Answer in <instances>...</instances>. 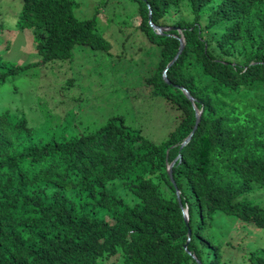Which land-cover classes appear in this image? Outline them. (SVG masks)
I'll return each instance as SVG.
<instances>
[{
    "label": "trees",
    "instance_id": "16d2710c",
    "mask_svg": "<svg viewBox=\"0 0 264 264\" xmlns=\"http://www.w3.org/2000/svg\"><path fill=\"white\" fill-rule=\"evenodd\" d=\"M135 1L136 26L159 54L145 86L179 109L177 125L156 143L122 114L92 130H40L0 111V264H227L207 231L215 212L264 227V210L239 200L264 185V0ZM74 2L22 0L17 25L32 29L40 62L70 58L78 43L109 49L95 17L78 18ZM179 37L184 47L166 70L168 84L163 70ZM33 64L0 71V84ZM195 109L199 124L181 145ZM173 160L188 225L169 178ZM116 178L132 198L106 187ZM98 207L111 218L97 217ZM188 229L187 248L199 262L183 248ZM213 243L211 254L205 246ZM255 257L253 264H264V255Z\"/></svg>",
    "mask_w": 264,
    "mask_h": 264
},
{
    "label": "rangeland",
    "instance_id": "374dc122",
    "mask_svg": "<svg viewBox=\"0 0 264 264\" xmlns=\"http://www.w3.org/2000/svg\"><path fill=\"white\" fill-rule=\"evenodd\" d=\"M74 1L78 18L95 17V31L110 41L109 49L78 43L70 58L40 62L32 29L17 25L22 0H0V71L14 64L34 63L8 74L0 84V111L6 110L12 119L24 116L40 130L54 125L92 130L111 115L122 114L146 138L163 141L177 125L179 109L162 96H152L145 86V77L152 73L159 54L157 44L147 41L136 26L137 2ZM182 15L189 17L186 9ZM157 184L163 195H170L163 181ZM106 187L119 197H133L119 178ZM239 200L264 210V185L253 184ZM109 210L98 207L93 213L110 219ZM207 231L227 264H253L254 254L264 255V227L240 216L217 210ZM205 248L213 254L216 246Z\"/></svg>",
    "mask_w": 264,
    "mask_h": 264
},
{
    "label": "water",
    "instance_id": "95a60500",
    "mask_svg": "<svg viewBox=\"0 0 264 264\" xmlns=\"http://www.w3.org/2000/svg\"><path fill=\"white\" fill-rule=\"evenodd\" d=\"M148 18H149V24L150 26L156 30V32L158 34H163V27L161 26H156L155 24H153L151 22V13L149 12V15H148ZM180 39V44H179V47H178V50L175 54V56L173 57V59L166 65L165 69L163 70V77L164 79L166 80V82L169 84V81L166 79V70L175 62V60L177 59V57L179 56V54L181 53L183 47H184V41H183V38L182 37H179ZM175 88H179L184 94L185 96L190 100V101H194L193 97L189 94L188 90L182 86H179V85H174ZM200 115H201V110H197L195 109V116H196V120H195V124L191 130V132L189 133V135L184 139V141L181 143V145H185L191 138V136L194 134L198 124H199V121H200ZM174 163V160L170 163L169 167H168V173H169V178L171 180V183L173 184V186L175 187V193H176V197H177V200H178V203H179V206L181 207L182 209V215H183V218H184V222L186 225H188V222H189V216H188V212H187V208L186 207H183L182 203H181V199H180V192L178 190V188L176 187V184H175V181L173 179V176H172V171H171V166L173 165ZM187 235H188V238H187V242L183 245V248L186 252H188L189 254H191L187 248V245H188V242L190 240V235H191V230L188 229V232H187ZM191 256L197 261L199 262L198 259H196L195 255L191 254Z\"/></svg>",
    "mask_w": 264,
    "mask_h": 264
}]
</instances>
